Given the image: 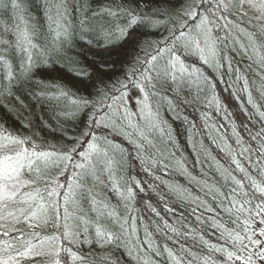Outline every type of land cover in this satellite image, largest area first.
Instances as JSON below:
<instances>
[{"label":"snow or ice","instance_id":"1","mask_svg":"<svg viewBox=\"0 0 264 264\" xmlns=\"http://www.w3.org/2000/svg\"><path fill=\"white\" fill-rule=\"evenodd\" d=\"M169 2L107 0L70 30L68 0H43L48 27L42 31L25 0H0V13L11 12L0 21V106L23 105L17 92L77 33L93 57L74 71L87 95L60 86L28 93L51 106L57 124L84 115L71 143H38L0 123V264H119V250L135 264H264V0H181L177 9L162 7ZM245 4L259 13L251 30L236 21L247 16ZM152 32L166 34L146 40ZM228 48L247 58V72L233 68ZM225 61L237 73L233 85L243 81L256 123L243 125L247 139L232 129L238 150L220 137L234 168L212 157L218 178L198 181L204 199L161 181L177 199L203 208L196 216L201 228L181 220V231L141 201L160 217L155 233L175 247L158 243L148 225L141 237L136 199L145 188L129 169L133 163L148 175L158 165L167 169L157 148V139L172 138L162 110L189 103L186 93L201 99L202 86L214 90L210 71ZM202 102L226 120L231 115L215 91ZM243 111L252 122L253 114ZM202 115L206 126L216 127L207 123L208 112ZM188 238L191 244L182 242Z\"/></svg>","mask_w":264,"mask_h":264},{"label":"trees","instance_id":"2","mask_svg":"<svg viewBox=\"0 0 264 264\" xmlns=\"http://www.w3.org/2000/svg\"><path fill=\"white\" fill-rule=\"evenodd\" d=\"M25 2L29 8L31 22L38 30L46 31L48 25L41 7L43 0H25ZM106 2L107 0H68L71 5L67 16L69 29L72 30L78 25L82 15L91 14L93 10L99 9ZM81 5H83V8H81ZM180 5L181 0H170L169 3L162 5V7L177 9ZM152 7H155V5H152ZM10 16V11L6 15L0 13V21L7 20ZM236 21L241 27L248 29H252V26H254L252 22L240 17H237ZM164 34L166 33L152 32L146 37V40H158ZM46 39L51 47V35L49 34ZM229 39L232 38L229 37ZM229 42L231 41L229 40ZM89 52L90 48L83 44L79 33H77L67 45L60 48L59 52L53 53L51 60L46 65L35 70L32 74L31 82L26 83L24 89L17 92V95L24 102L23 105L14 102V107L11 110L0 106V123H3L9 131L23 136H31L38 143L44 141L57 147L71 143L72 140L70 138L78 136L83 127L84 115L81 114L77 118L68 120L61 119L60 123L57 124L53 119L51 106L46 102L36 100L28 93L30 91H39L42 87L56 88L60 86L71 92L84 89L79 94L87 95V89L81 83L83 78L76 77L74 71L77 68L87 66L93 59ZM225 53L234 57V69L239 68L247 72L249 62H247V58L242 53H239L238 50L234 52L231 48L225 49ZM243 61L246 63H242ZM125 68H127V65H125ZM117 74L122 78V71ZM248 74L251 75V73ZM210 75L214 77V90L207 88V86H202L205 91L200 93L201 99H194V93H186L189 103L181 104L174 111L162 110L161 112L163 119L167 121V127L170 129L172 137L171 140L167 137L157 139V148L160 153L158 159H161L163 164L167 165V169L158 165L153 169V175L143 172L137 163H133L129 169L137 179L142 181V185L145 188V191L139 193L136 199V207L140 209L136 215L142 217V219H137L141 237L144 234L145 223L150 222L154 229L157 224L161 223L160 217H157L147 208V203H142L141 201L150 202L169 224L179 228L181 231L185 230L181 226V220L194 228H201V225L196 221V216L203 212V208H198L197 204L192 203L191 200L182 201L177 199L170 192L167 185L161 181L173 185L179 184L187 188L193 196L199 195L201 199H204L203 192L200 191L201 185L198 181H202L205 178H218V173L215 170L216 164L212 157H215L224 166L234 168L227 152L221 150L223 142L220 137H224L232 148L238 150L239 146L235 143L232 129L236 128L247 139V133L243 125L248 124L249 127H253L256 123L257 118L255 117L254 109L247 103V93L242 90L243 81H237L233 85L237 73L227 67V62H224V67L218 72L210 71ZM133 91L137 90L133 89ZM213 91L218 96L221 105L226 106L228 113L231 114L227 120L224 119L225 113L223 111L217 113L214 107H206L205 103L202 102L205 93L211 98ZM258 95L259 93L253 91L254 97ZM234 104L236 107L239 106V110L235 108ZM243 109H247L248 113L253 114L252 122H249L248 115ZM239 111L242 113L239 114ZM204 112L210 114L211 120L207 123L209 125L215 123V128L206 126V121L202 115ZM237 116L243 118H238ZM25 124H28V127H25ZM216 129H219V131ZM128 147L130 148L131 146L129 145ZM177 161L180 164H177ZM181 164L183 165V170L180 167ZM156 177L160 179H156ZM153 188H155V191H153ZM157 193L160 195H157ZM161 196L164 198L161 199ZM166 208H172L174 212L169 213ZM194 208L196 209L195 215L192 211ZM205 215L210 216L212 214L205 213ZM203 227H207V225ZM154 235L158 243L166 242L169 247H175L171 240H166L159 233L154 231ZM206 239L216 242L215 237L206 236ZM182 242L192 243L190 238ZM115 256L119 258V264H135L134 261L126 256L124 250L115 251ZM216 256L220 258L219 254H216Z\"/></svg>","mask_w":264,"mask_h":264},{"label":"rangeland","instance_id":"3","mask_svg":"<svg viewBox=\"0 0 264 264\" xmlns=\"http://www.w3.org/2000/svg\"><path fill=\"white\" fill-rule=\"evenodd\" d=\"M245 12H247V16L246 17H244L243 19H246V20H248L249 22H252L253 23V25L254 26H256V27H258V25L260 24V21H258L257 19H256V16H258L259 15V13H257L254 9H252V8H250L247 4H245V6H244V9H243ZM253 27V26H252ZM249 30H251V29H249ZM230 41H231V39H229ZM242 63H246V62H242ZM136 94V91H133L130 95H135ZM234 106H235V108L237 109V110H239V106H237L236 107V105L234 104ZM135 107V105H134V102H133V108ZM239 114H241L242 112H238ZM238 117V116H237ZM238 118H243V117H241V116H239ZM240 120V119H239Z\"/></svg>","mask_w":264,"mask_h":264},{"label":"bare ground","instance_id":"4","mask_svg":"<svg viewBox=\"0 0 264 264\" xmlns=\"http://www.w3.org/2000/svg\"><path fill=\"white\" fill-rule=\"evenodd\" d=\"M145 225H148L149 230L154 232V228H152V225L150 222L145 223Z\"/></svg>","mask_w":264,"mask_h":264}]
</instances>
